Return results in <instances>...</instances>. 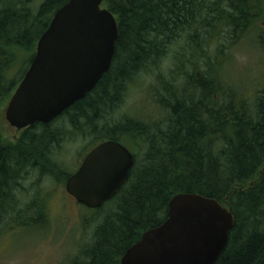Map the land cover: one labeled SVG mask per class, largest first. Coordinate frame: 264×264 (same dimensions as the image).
<instances>
[{
	"label": "trees",
	"instance_id": "obj_1",
	"mask_svg": "<svg viewBox=\"0 0 264 264\" xmlns=\"http://www.w3.org/2000/svg\"><path fill=\"white\" fill-rule=\"evenodd\" d=\"M68 1L0 0V109ZM103 7L115 17L118 37L110 69L95 88L53 122L23 130L14 144L0 132V219L11 214L38 226L40 212L21 216L15 193L29 171L67 180L70 173L59 172L55 159L66 137L91 138L90 149L105 141L135 144L141 153L133 155L128 179L95 210L92 239L69 264H120L142 233L164 222L172 197L183 193L215 199L232 211L235 225L215 264H264L263 59L256 80L227 81L225 46L206 53L222 34L230 47L248 40L264 52V28L256 27L264 0H104ZM179 39L186 46L179 59L188 57L191 69L163 75L160 66ZM22 50L30 58L22 74L11 77L8 67ZM147 73L154 78L158 118L118 117L127 90Z\"/></svg>",
	"mask_w": 264,
	"mask_h": 264
},
{
	"label": "water",
	"instance_id": "obj_2",
	"mask_svg": "<svg viewBox=\"0 0 264 264\" xmlns=\"http://www.w3.org/2000/svg\"><path fill=\"white\" fill-rule=\"evenodd\" d=\"M103 1L69 0L53 15L5 109L12 128L51 123L109 71L118 28ZM133 165L126 147L105 141L84 157L65 191L78 204L99 209L119 192ZM234 225L226 204L198 194L175 195L164 222L142 233L120 264H215Z\"/></svg>",
	"mask_w": 264,
	"mask_h": 264
},
{
	"label": "rangeland",
	"instance_id": "obj_3",
	"mask_svg": "<svg viewBox=\"0 0 264 264\" xmlns=\"http://www.w3.org/2000/svg\"><path fill=\"white\" fill-rule=\"evenodd\" d=\"M256 27L259 31L264 28V17L256 22ZM216 39L217 41L208 48L209 50L207 49L206 53H212L215 44L225 46L222 50L227 59L226 68H224L227 81L235 78L248 80L249 76L254 78L252 80H256L261 74V59H263L264 65L263 49L250 45L248 40L230 47L225 43V40L229 41L226 34H222ZM181 49L186 52L185 41L182 39H179L169 48L166 59L159 70L163 75L170 76L179 68L184 71L191 69L187 63L188 57L185 59L180 57L179 59L178 51ZM185 52L183 56H189ZM29 58V51H20L15 57V64H10L8 67L9 75L19 77ZM201 61L203 60L199 59V62ZM15 71H17L16 74ZM154 73L156 74V71ZM147 74L140 75L141 77L137 78L129 87L124 103L119 109L118 117H136L139 115L138 117L144 120L158 118L159 114L154 110L152 100L154 78L153 74ZM257 74L259 75L257 76ZM16 87L12 90L11 95ZM8 101L9 99L0 109V132L6 140L14 142L16 138L21 136L22 131H16L5 120L4 110ZM58 128L67 132L66 126L62 124ZM92 142L91 138L81 139L77 136L66 137L64 142H60L55 155L56 167L61 170L59 172L65 171L72 175L84 156L91 150L90 148L94 143ZM128 148L135 157L141 153L135 144L128 146ZM24 179L21 189L23 201L22 204L18 202V210L20 207L23 210L17 212L21 213V216L25 215V212L28 213V210L40 212L42 221L40 220L38 226H35L28 224L26 220H19L11 214L0 219V264H69L78 254V250L91 241L99 219L97 212L86 209L66 195L64 190L66 181L60 173H58L57 179V176L42 177L29 171L23 177ZM54 180L56 182L53 183ZM15 218L19 223H12Z\"/></svg>",
	"mask_w": 264,
	"mask_h": 264
},
{
	"label": "flooded vegetation",
	"instance_id": "obj_4",
	"mask_svg": "<svg viewBox=\"0 0 264 264\" xmlns=\"http://www.w3.org/2000/svg\"><path fill=\"white\" fill-rule=\"evenodd\" d=\"M16 130V129H15ZM17 131V130H16ZM12 144H14L15 142H11ZM83 161V160H82ZM82 163V162H81ZM80 163V164H81ZM80 166V165H79ZM78 169V168H77ZM76 169V170H77ZM76 170H75V172H76ZM37 175L38 176H42V177H50V176H52V175H44V174H38L37 173ZM22 182H24V180L22 179V181H21V183L19 182V187H18V191L15 193V196L17 197V201L19 202V199H20V202H21V204H22V201H23V199H22V197H21V195H22V192H21V189H22ZM54 182H56V180H54L53 181V183ZM64 190H65V185H64ZM65 193H66V195L69 197V198H71V199H73V200H75L73 197H71L66 191H65ZM76 202V201H75ZM24 208H25V206H23ZM23 210V208L22 207H20V210H18V211H22Z\"/></svg>",
	"mask_w": 264,
	"mask_h": 264
}]
</instances>
